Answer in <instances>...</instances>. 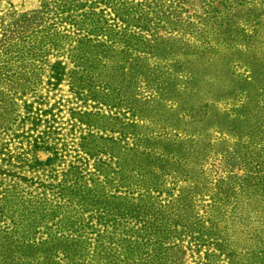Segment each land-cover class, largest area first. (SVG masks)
Instances as JSON below:
<instances>
[{
	"label": "trees",
	"instance_id": "1",
	"mask_svg": "<svg viewBox=\"0 0 264 264\" xmlns=\"http://www.w3.org/2000/svg\"><path fill=\"white\" fill-rule=\"evenodd\" d=\"M2 1L0 0L1 149L7 145L5 136L13 133L14 138H19L24 135L17 131L26 123H30V130L34 131H38L42 123L47 126L39 131L41 134H29L31 140L28 142V149H61L59 137L51 138V134L58 133L57 129H53L48 123L58 117L61 105H65L64 101L66 104H76L69 107L75 123H85L88 126L87 133L80 136L81 146L84 149H105L101 139L106 138L99 132H113L116 129L110 125L108 127L101 119L111 117L120 120L122 128H128L125 132L134 136L137 134L134 132L135 128L145 127L137 120L148 121L151 111L148 107H141L142 111H137L135 106L136 101L141 100L136 97L142 88L159 91V88L167 90V84L171 88L173 85L187 86L193 83L198 73L207 74V70L198 66L199 47L204 42L202 36L195 35L193 50L181 57L175 55L174 40L167 42V36L160 41L148 37L155 12L151 7V0H41L38 8L29 11L3 8ZM160 1L162 5L166 4V0ZM156 21L159 27L167 30L164 25L167 17L157 16ZM236 51L240 50L234 49ZM153 57L158 59L156 62L160 68L169 66L173 70H182V66H188L187 71L191 68V76L186 80L179 76L167 78L163 72V79H160V75L155 73L156 66H151L150 59ZM251 60L264 69V57L254 56ZM205 79L209 87L220 84L219 78L216 79L211 73ZM64 81L69 85L71 96L65 99L62 96L55 97L52 101L50 92L59 89ZM244 81L245 98L243 96V99H238L236 104L240 105L233 109V117L230 118L234 129L224 131L237 138L238 142L233 146L230 156L232 162L227 175L221 180L227 183L225 190L229 192L228 197L234 199L241 214L238 218L235 215L237 220L234 225L237 229L233 233L232 246L227 249L218 247V250L226 255L230 264H264V84L258 85L261 82L254 69H249ZM243 92L240 91V94ZM162 94L159 91V98L167 100ZM90 99L96 104L92 105L97 108L94 111L81 107L82 102L86 104ZM102 105L111 110L117 108L115 114L101 112ZM122 107L131 111V115L121 112ZM204 107H207L204 109L207 116L212 111H217L210 104H205ZM203 121L204 119L199 120L194 127L201 126ZM123 132L119 130V134ZM142 135L146 138L149 133ZM118 143L119 137L114 140V144L119 145ZM125 149H138V144L128 141ZM157 159L159 162L164 160L161 157ZM176 163L177 166L181 165L179 159ZM134 168L125 169L127 177H124L122 168H96L93 183L84 187L81 192L79 188H75L74 192H66L65 187L55 191L60 197L71 194L66 199L67 203L86 205L83 208L85 211L101 204L110 218L116 215L123 219L137 216L138 213L139 221L144 217L145 225L136 231L131 227L121 231L114 229L99 232L95 241V253L90 252L92 243L87 233L71 226L61 227L46 239L37 237V232L31 231L32 222L29 220L26 227L18 229L20 223L14 216L17 210L14 206L22 189L18 190L13 185L10 189L3 190L0 216L4 222L6 219L10 222L0 226V264H139L136 261L140 259V245L150 244L154 245L152 255L158 261L156 264H167V251L168 264H176L181 256L175 251L184 255L186 246L176 243L173 240L176 234L167 232L163 227L167 221L166 215H154L162 214L164 210L156 211L152 199L155 200L158 196L151 191L161 193L165 183L163 175L167 172L174 179L181 176L189 179V176L182 175L176 167L167 171L157 164L135 171L139 182L135 183L132 180L135 175L131 173ZM82 172L83 170L75 167L65 175H72L76 184L85 177ZM190 178H200V175H192ZM114 180L118 186L115 187V192H118L116 194L109 191L112 189L106 188ZM134 184L144 189L142 194L147 195L135 196L132 189ZM123 188L125 191H121ZM45 195L46 192L43 196ZM172 195L171 193L170 196ZM78 196H82L80 200ZM178 197H172L171 203H175ZM43 198L46 197L41 199ZM30 203L23 199L20 204L23 210L20 211H34ZM235 218L232 217L231 220ZM246 218L248 222H245ZM147 225L154 228L151 235L150 231L142 233L144 227L148 229ZM176 236L174 239L178 238ZM149 237L148 241L146 238ZM206 244L199 236L191 246L196 248L193 251L200 252V247ZM204 252L206 261L200 264H210V259L215 255ZM199 258L203 259V255L200 254Z\"/></svg>",
	"mask_w": 264,
	"mask_h": 264
},
{
	"label": "rangeland",
	"instance_id": "2",
	"mask_svg": "<svg viewBox=\"0 0 264 264\" xmlns=\"http://www.w3.org/2000/svg\"><path fill=\"white\" fill-rule=\"evenodd\" d=\"M40 3L41 0H3L1 6L29 11L38 8ZM151 7L155 12L148 37L160 41L167 36V42L174 40L175 55L181 57L193 50L192 45L196 44L194 36H202L204 42L199 47L198 66L207 70V74L198 73L193 83L187 86L173 85L171 88L167 84V90L159 88L167 100L159 98V91L142 88L136 97L137 100H141L134 104L137 111H142L141 107H148L147 109L151 111L148 114L152 118L150 117L148 121L137 120L145 127L135 128L134 132L137 133L135 136L125 132L128 128H122L120 120L111 117L101 119L105 125L116 129L113 132L103 133L102 130L99 132L106 138L101 139L105 149H84L81 146L80 136L87 133L88 126L85 123H75L71 117L69 107L76 105L73 102L66 104L64 101L65 105H61L58 117L48 123L53 129H57L58 133L51 134V138L59 137L61 149H28V142L31 140L29 134L32 136L41 134L39 131L46 129L47 126L42 123L39 130L34 131L30 130V123L24 124L23 128L17 131L24 134L22 137L14 138L13 133L5 136L4 141L7 145L4 149L0 147V197L3 196L5 189H10L13 185L18 190L22 189L21 196L16 198L14 206V209H17L14 216L20 223L18 229L26 227L29 220L32 222L31 231L37 232V237L46 239L61 227L71 226L77 231L87 233L92 243L90 252L95 253V241L99 232L114 229L121 231L131 227L136 231L145 225L144 217L140 219L141 222L137 219L139 213L137 216L123 219L116 215L110 218L101 204L95 209L92 207V210L89 208L85 211L83 208L87 207L86 205L67 203L66 199L71 194L60 197L55 191L65 187L66 192H69L68 190L74 192L75 188H79L81 192L84 187L93 183L95 176L93 172L96 168L109 170L122 168L124 177H127L125 169L135 167L131 172L135 175L132 180L139 183L135 172L139 169L144 170L150 165L157 164L162 165L167 171L176 167L182 175L189 176V179L183 176L174 179L167 172L163 175L165 183L161 193L151 191L158 196L157 199H152L156 211L164 210V213L154 215H166L167 221L163 227L167 232L171 231L178 235L173 236L176 243H183L186 246L184 255L174 250L181 256L176 264H200L206 261L204 251L215 255L210 259V264H230L218 247L227 249L232 246L233 233L237 229L234 221L241 212L236 208L234 199L228 197L229 192L225 190L227 183L221 180L226 177L227 169L231 166L230 156L238 139L224 131L234 129L230 118L233 117V109L240 105L236 104L238 99L240 97L243 99V96L245 98L244 80L249 69L257 71L261 82L258 85L264 84V69L260 68L256 61L251 60L254 56L264 57V0H166L165 5H162L160 0H151ZM155 15L167 17L166 24L162 22L167 26V30L158 26ZM234 49L240 51L234 52ZM157 60L156 57L150 59L151 66H156L155 73L160 75V79H163V72L167 78L179 76L180 79L186 80L191 76V68L187 71L188 66H182V70L180 68L173 70L169 66L160 68ZM208 73L216 79L219 78L220 84L209 87L205 81ZM68 89L67 82H62L59 89L50 92L53 97L51 100L54 101L55 97L62 96L65 99L71 96ZM242 90L244 92L240 94ZM204 103L213 105L217 111H212V114L207 116V112L204 111L207 107H204ZM81 104L84 110L97 109L92 106L95 102L91 99L88 103ZM116 109L111 110L102 105L101 112L113 115ZM121 112L131 115V111L125 107L121 108ZM201 119H204V123L195 128L194 125ZM119 130L125 133L119 134ZM145 132L149 133L146 138L142 135ZM117 137L119 145L114 144ZM128 141L136 142L138 149H125ZM145 146L147 149H144ZM159 157L164 160L159 162L157 159ZM178 159L181 162L179 166L176 163ZM75 167L83 170L82 173L85 175L76 184L72 175H65L69 169ZM198 174L200 178H190ZM101 178L103 179V176ZM115 187H118L116 180L109 182L106 188L112 189L109 191L116 194L118 192H115ZM132 189L135 196L147 195L142 194L144 189L137 184H134ZM121 191H125L124 188ZM176 196H179L178 200L171 203V198ZM42 197L46 198L41 199ZM81 197L78 196V200ZM23 199L29 200L32 209L35 210L21 212L23 207L20 204ZM232 217L235 219L231 220ZM9 222V219L4 222L0 216V226ZM245 222H248L247 218ZM147 228L146 230L144 227L142 233L150 231L151 235L154 228L148 225ZM175 236L178 238L174 239ZM199 236L207 244L200 247V252L193 251L196 248L191 245ZM227 236L229 238H225ZM150 237L146 239L149 241ZM153 246L140 245L141 251L138 253L140 259H137L136 263H158L152 255ZM199 253L203 255V259L199 258Z\"/></svg>",
	"mask_w": 264,
	"mask_h": 264
}]
</instances>
